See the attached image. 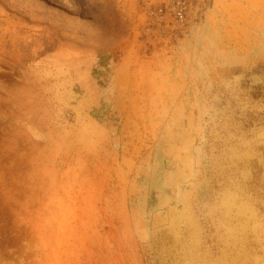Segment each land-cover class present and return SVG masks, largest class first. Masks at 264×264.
<instances>
[{"label":"rangeland","instance_id":"1","mask_svg":"<svg viewBox=\"0 0 264 264\" xmlns=\"http://www.w3.org/2000/svg\"><path fill=\"white\" fill-rule=\"evenodd\" d=\"M0 0V264H264V0Z\"/></svg>","mask_w":264,"mask_h":264},{"label":"built area","instance_id":"2","mask_svg":"<svg viewBox=\"0 0 264 264\" xmlns=\"http://www.w3.org/2000/svg\"><path fill=\"white\" fill-rule=\"evenodd\" d=\"M166 6H170L171 13L177 16H185L187 5L186 0H163Z\"/></svg>","mask_w":264,"mask_h":264}]
</instances>
